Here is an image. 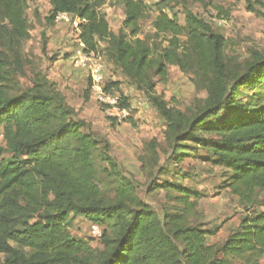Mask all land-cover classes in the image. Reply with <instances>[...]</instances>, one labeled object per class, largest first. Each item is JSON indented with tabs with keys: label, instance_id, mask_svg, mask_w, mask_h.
Returning <instances> with one entry per match:
<instances>
[{
	"label": "trees",
	"instance_id": "16d2710c",
	"mask_svg": "<svg viewBox=\"0 0 264 264\" xmlns=\"http://www.w3.org/2000/svg\"><path fill=\"white\" fill-rule=\"evenodd\" d=\"M170 1L159 4L154 22L157 35L171 36L160 49L142 32L141 21L149 9L144 0H123V26L131 39L124 30L112 31L102 11L106 0H49L54 19L66 12L83 20L80 39L86 51L100 54L101 42L106 43L104 54L148 93L166 119L174 147L196 142L213 151L216 166L232 171L228 187L247 213L239 228L222 245L209 244L218 228L192 222L197 200L180 184H155L178 193L175 211L166 208L162 214L118 172L114 196H105L94 158L98 142L81 129L82 122L73 118L75 110L64 97L44 77L32 88L10 94L14 64L22 69L16 47L29 38L27 2L0 0L2 264H264V102L240 109L234 105L242 88L260 73L264 76V58L256 52L254 62L233 68L228 40L211 21L185 8L187 24L182 25ZM245 2L250 11L264 9V0ZM169 65L193 72L206 91L197 111L169 107L156 96L154 77L165 79ZM116 91L119 82L107 84V93ZM119 106L129 108L128 98L121 96ZM200 133L213 137V142ZM72 215L101 226L103 248L95 250L88 241L72 237Z\"/></svg>",
	"mask_w": 264,
	"mask_h": 264
},
{
	"label": "rangeland",
	"instance_id": "374dc122",
	"mask_svg": "<svg viewBox=\"0 0 264 264\" xmlns=\"http://www.w3.org/2000/svg\"><path fill=\"white\" fill-rule=\"evenodd\" d=\"M144 1L149 9L141 21L142 32L161 49L171 37L157 35L154 28L163 0ZM26 2L29 38L16 47L20 48L22 69L18 70L14 64L10 94H19L32 88L36 79L46 78L64 97L65 103L75 110L73 118L82 122L81 129L97 140L94 158L105 196H114L118 185L115 178L119 173L135 184L142 200L162 214L166 208L175 211L178 193L168 192L155 184L167 182L186 186L197 200L192 222L201 223L204 228H218V232L208 238V243L222 245L247 214L228 187L232 171L216 166L213 151L196 142L173 146L166 119L148 93L136 86L123 69L104 54L105 42H101L100 55L106 65V82H119V92H116L128 98L130 107L121 113L97 100L89 87L88 67L79 66L76 61L83 50L78 30L65 22L55 21L49 0ZM169 4L182 25L187 24L185 8L210 20L213 29L228 40L227 51L233 68L243 69L254 62L256 52L264 58V9L250 11L245 0H207L206 4L172 0ZM102 11L114 33L124 30L131 39L129 30L123 26L126 17L123 0H106ZM181 41L187 45L186 36H182ZM154 81L156 96L162 97L169 107L187 113L200 109L207 97L195 74L179 66L169 65L167 77L155 76ZM263 102L264 76L260 73L254 83L241 89L234 105L240 109ZM226 113H222L223 116ZM200 136L213 142L208 134L200 133ZM4 157L9 160L10 153L5 151ZM70 221L68 231L72 237L88 241L95 250L103 248L100 239H90L92 222L73 215ZM2 260L4 255H0V264Z\"/></svg>",
	"mask_w": 264,
	"mask_h": 264
},
{
	"label": "built area",
	"instance_id": "2783aa9c",
	"mask_svg": "<svg viewBox=\"0 0 264 264\" xmlns=\"http://www.w3.org/2000/svg\"><path fill=\"white\" fill-rule=\"evenodd\" d=\"M56 22H65L69 26H74L78 30V37L81 47L83 48L82 52L77 56L76 61L79 66H87L88 74L91 82V91L95 94L97 100L102 104L106 105L108 108H112L117 112H126L127 108H121L119 106V101L121 96L118 93L111 94L106 92V75H105V63L100 54L94 52H88L85 50L84 44L80 39V25L83 20L77 16L71 15L66 12H59L55 17ZM110 109V110H112ZM5 144L4 132L0 130V146ZM103 234V229L99 225H93L92 237L94 239H99Z\"/></svg>",
	"mask_w": 264,
	"mask_h": 264
}]
</instances>
